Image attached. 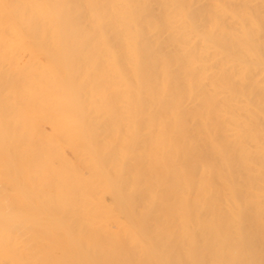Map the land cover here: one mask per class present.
I'll list each match as a JSON object with an SVG mask.
<instances>
[{
    "label": "bare ground",
    "instance_id": "bare-ground-1",
    "mask_svg": "<svg viewBox=\"0 0 264 264\" xmlns=\"http://www.w3.org/2000/svg\"><path fill=\"white\" fill-rule=\"evenodd\" d=\"M0 264H264V0H0Z\"/></svg>",
    "mask_w": 264,
    "mask_h": 264
}]
</instances>
